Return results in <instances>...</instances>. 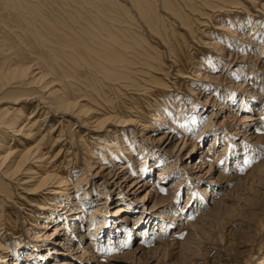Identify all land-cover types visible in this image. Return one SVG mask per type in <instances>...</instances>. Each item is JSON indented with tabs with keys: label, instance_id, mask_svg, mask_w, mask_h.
<instances>
[{
	"label": "bare ground",
	"instance_id": "bare-ground-1",
	"mask_svg": "<svg viewBox=\"0 0 264 264\" xmlns=\"http://www.w3.org/2000/svg\"><path fill=\"white\" fill-rule=\"evenodd\" d=\"M128 1L85 0L90 8L72 26L40 21L37 29L26 0H0L29 12L21 28L48 53L39 60L45 70L17 54L0 66V264H147L157 247L177 242L192 249L191 261L233 262L213 253L205 222L246 163L247 175L263 164L255 156L264 152V44L241 52L229 38L248 25L232 14L249 10L243 0ZM220 40L235 47L212 53ZM183 86L188 102L178 103ZM148 131L157 144L140 150ZM229 143L240 146L232 156ZM222 161L238 168L218 170ZM151 181L149 206L136 196Z\"/></svg>",
	"mask_w": 264,
	"mask_h": 264
},
{
	"label": "rangeland",
	"instance_id": "rangeland-1",
	"mask_svg": "<svg viewBox=\"0 0 264 264\" xmlns=\"http://www.w3.org/2000/svg\"><path fill=\"white\" fill-rule=\"evenodd\" d=\"M19 1H21V0H16V4H18ZM26 1H27V5L34 11L33 15H35V18H36L35 19L36 20L35 25H36L37 29H39V22L40 21H48L60 29H62V27L60 25L61 22L65 23L69 26H72L73 25V20H72L73 15L77 14V12H79V11L86 12L90 8L89 6H87L85 4V2H84L85 0H83V1L82 0L81 1L80 0H26ZM92 1L96 3V2H99L100 0H92ZM112 1H113V3H115L116 5H119L121 7H124V4L129 6L128 0H126V1L125 0H112ZM117 1H119V2H117ZM254 1L253 0H248V1L243 0L244 5H246L249 10L243 11L241 9H237V10L233 11V13H232L235 15V18H237V20L239 19L238 21L248 24V25H245V27L243 29L232 30L233 33L231 34V37H229V38H232V40L234 39L237 42H239V44L242 43L241 45L236 46V47H239V51H241V52H244L243 51L244 49H250L251 50L252 48H254V50H256V51L258 50V52H261L260 51L261 49L259 46L261 44H264V13L261 12V10L264 8V5H263L264 0H254ZM252 3H254V4L252 5ZM259 7H260V9H259ZM109 8H110V6H108V9ZM35 10H36V12H35ZM208 13L212 16V18H213L212 20L221 16V14L219 15V13L215 14V13H212L210 11ZM255 14H257V15H255ZM30 18H31V15L29 14V12L24 10V9H21L19 7H17L16 10L5 9L0 5V46L4 47V52L0 54V66H2L4 64V62L9 63L10 60H14V59L17 60L16 59L17 56L15 55V54H17L18 56L22 57L21 61H25V63H27L29 66H31L32 64L33 65L38 64L43 70H45V67L43 65H41V62H39V60H40V57L43 55V53H44V55H47L48 53H46L44 49L37 47L35 45L32 37L29 35V33L24 32L23 29L21 28V25L24 24V21L30 20ZM120 19H121V21L124 22V15H122L120 17ZM122 26H124V23L122 24ZM63 32H65V31H61V34H63ZM233 35H234V37H233ZM241 37H244V38L241 39ZM245 37H248L249 39H251L254 42H256V40H259L260 43H257L258 46L255 47V45H253L252 43L250 44L248 42L249 40L248 41L245 40ZM219 42L218 43L221 44V46H218L217 50H213L212 53H216V54L219 53L220 54L223 51L227 52V49L231 45L233 47H235V44H231L229 41L220 40ZM5 47H7V49H5ZM209 50H212V48H209ZM250 50H248V52ZM209 52H211V51H209ZM261 53H262L261 55L264 57V48H263ZM252 55L254 56L253 53H252ZM7 59H9V61H5ZM7 63L5 65H7ZM36 66H34L33 68H35ZM39 66H37V67H39ZM58 67H60V66H58ZM35 72H38V70H36ZM80 72L82 73V72H84V70L81 69ZM234 73H236V71ZM229 80H230V78H228L226 80V82H224V84L227 85V82ZM187 83L191 84V82H189V81ZM182 90H183V93L186 94V96L184 95V97L180 98V100H178V103H180V102L182 103V101L187 100L185 97L188 96V91L184 88V86L182 87ZM209 93H211V92H209ZM191 94H193V93H191ZM240 95L241 94L238 92V93H235L234 96L236 98H238V97H240ZM193 97H195V96H193ZM248 99H250V98H248ZM186 102H188V100ZM211 106H213V103L210 104V107ZM200 107H201V105H197V111H196L197 114L201 113ZM253 108L255 111L257 110L256 107H253ZM37 113L38 114L42 113V110H40ZM245 113H247V112H245ZM229 121H232V120H229ZM238 122H239V120H238ZM242 123H244V122H242ZM74 128H75V126H74ZM148 133H149V131L143 134L144 140L141 137H139L140 139L143 140L140 142V144H141L139 147L140 150L143 149L145 146L155 148V146H156L155 144H157V139L159 138L158 135H156L157 137L154 136V138H152L153 137V136H151L152 134H150V133L148 134ZM138 136H141V134ZM220 138H221V136L218 137V139L216 141L217 143L214 146L217 153H220L225 148L224 143H223L222 139H220ZM209 145H210V143L204 142L201 145V148L199 149L200 146L198 144V146H196V148H194L193 151L200 153L203 151V149H207L209 147ZM227 147L228 148H226V152H229L230 156H232L231 154L233 153V149H235V148L239 149L240 148V146L236 147L234 143L233 144L229 143L227 145ZM262 150H261V152H259L257 154V156H255L259 159L261 164L263 163L261 165V168L258 169L257 171H255L256 169L252 170V172L248 173V175H247V174H244V172H245L246 168L248 167V165H250V164H249V162L246 163L248 165L244 164V166L246 165L247 167L242 166L243 169H245V170H244L243 174H239V175H241L240 182L238 183L239 186L238 185H232V191L229 194L230 198L228 197L226 199V202L224 203V205L221 206L222 209L215 211V216H213L210 219V221H207V224L205 222V230H207L206 231L207 234H210V236H208V237L212 238V240H211V238H208V239H210L209 243L211 245L213 244L214 248L216 247L215 249L213 248V250H214L213 253H215V255H216V253H219L221 256L223 255L222 257L224 259H226L228 261H233L234 264H245L246 260L247 261L250 260V258H249L250 255H253L251 264H260V262H261V264H264V257H263V260L261 261L262 255L264 256V152ZM252 158H254V156ZM141 160L142 159H139V161H141ZM210 163H211L210 161L205 162L201 168V170H202L201 172H206L207 169H209ZM142 164L143 163H141L139 166H141ZM103 165L104 164H102V166ZM240 165H242V164L240 163ZM253 165H251V166L253 167ZM233 167L234 166L231 165V163L226 164L225 161H222L220 164L217 165L218 170H223L225 172L229 168H233ZM234 168L236 169L238 167L236 166ZM102 169H103L102 167H99V169H96V170L92 169V171H91L92 175H90L89 178L92 179L93 175ZM118 170H119V168H118ZM253 173H254V175H253ZM236 174L237 173H234V175H236ZM138 175H139V173L137 174V176ZM234 177H237V175ZM224 182H225V180L220 181L218 183L219 187H226L228 185V183H224ZM152 183H154V182L151 181L149 183V186H147L145 189H142L141 191H139L137 196H136L137 199L139 201H141V203H145L146 201H149V206H151L154 203V199H155V195H156V194L150 195V192L155 193V189L153 188ZM171 183H172L171 180H170V182L168 180L165 183H163L162 185L164 187L168 188L169 185L171 186ZM224 189L225 188H223V190ZM145 192H148V193H145ZM194 198H197V196ZM184 203H185V197L183 195L181 197L178 205L183 208V206L185 205ZM59 210H60V208H59ZM150 211H151L150 208H148L147 213L145 215L152 216ZM129 214L132 217L133 216L137 217V216H139V211L130 212ZM112 218H115V217H112ZM44 222H47V221L45 220ZM110 223L112 225L113 223L115 224L116 222H115V220H110ZM38 229H40V227H38ZM211 230L213 231V234H212ZM214 232H215V234H214ZM76 233L79 234L80 231L77 230ZM247 236H249V238H247ZM214 237H216V238H214ZM220 237H221V239H223L222 243H221ZM104 245L106 246L105 242H104ZM260 247H261V251L259 252ZM188 248H189V250H192L190 247H186L185 245H183L180 242H177V244L176 243L170 244L168 247L163 246V247H159V248L157 247L156 249L154 248L155 250H153V252H152L154 254V256H151V258H150V260H148L147 264H202V263L194 261V260L191 261L190 258H191V255L193 254V251H189ZM161 249H163V250H161ZM188 251L191 252L192 254H190ZM64 252L62 250L58 251L57 254L53 255V258H56L57 256L58 257L60 256V258L63 257ZM42 253H45V251L42 250ZM154 257H156V259H154ZM62 259L64 261V259H66V257L62 258ZM68 262H71V261H68ZM233 262H231V263L233 264ZM69 264H73V263H69ZM74 264H77V263L74 262Z\"/></svg>",
	"mask_w": 264,
	"mask_h": 264
}]
</instances>
